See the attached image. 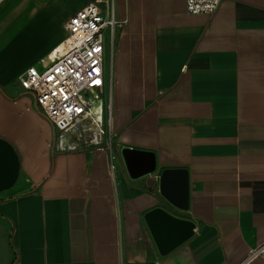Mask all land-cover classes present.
<instances>
[{"label": "crops", "instance_id": "0c3cea01", "mask_svg": "<svg viewBox=\"0 0 264 264\" xmlns=\"http://www.w3.org/2000/svg\"><path fill=\"white\" fill-rule=\"evenodd\" d=\"M90 1L0 3V136L20 161L0 193L10 264H240L259 247L246 264H264V0H221L211 13L114 0L111 153L58 149L18 81ZM126 148L152 155L154 170L142 161L130 173ZM166 169L186 172L184 208L162 193ZM157 207L194 223L166 254L145 219Z\"/></svg>", "mask_w": 264, "mask_h": 264}, {"label": "built area", "instance_id": "2783aa9c", "mask_svg": "<svg viewBox=\"0 0 264 264\" xmlns=\"http://www.w3.org/2000/svg\"><path fill=\"white\" fill-rule=\"evenodd\" d=\"M220 2L186 0V6L189 13H211ZM117 24L114 0H91L70 17L66 35L47 58L18 76L21 87L35 95L54 125L58 149L96 145L112 152L111 97L106 88ZM259 249L240 264H246Z\"/></svg>", "mask_w": 264, "mask_h": 264}, {"label": "water", "instance_id": "95a60500", "mask_svg": "<svg viewBox=\"0 0 264 264\" xmlns=\"http://www.w3.org/2000/svg\"><path fill=\"white\" fill-rule=\"evenodd\" d=\"M128 169L134 173L137 164L145 162L146 171L155 167L153 156H145L144 152L124 149ZM144 158V160H142ZM20 171L19 156L14 146L0 136V192L10 188L17 180ZM161 190L167 199L180 208L187 205V179L182 169H166L162 172ZM178 184V191L172 192V184ZM154 240L162 254L168 253L193 234L194 223L187 219L176 217L161 207L154 208L145 214ZM6 229L0 223V264H10L11 249L5 237Z\"/></svg>", "mask_w": 264, "mask_h": 264}, {"label": "rangeland", "instance_id": "374dc122", "mask_svg": "<svg viewBox=\"0 0 264 264\" xmlns=\"http://www.w3.org/2000/svg\"><path fill=\"white\" fill-rule=\"evenodd\" d=\"M107 62H108V61H107ZM107 65H108V63H107ZM101 97H102V95H101ZM102 98H103V97H102ZM103 101H104V99H103ZM3 191H4V190H3ZM1 192H2V191H1ZM1 192H0V193H1Z\"/></svg>", "mask_w": 264, "mask_h": 264}]
</instances>
